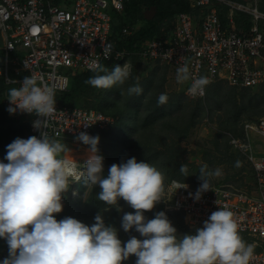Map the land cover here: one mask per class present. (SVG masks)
<instances>
[{
    "label": "built area",
    "instance_id": "built-area-1",
    "mask_svg": "<svg viewBox=\"0 0 264 264\" xmlns=\"http://www.w3.org/2000/svg\"><path fill=\"white\" fill-rule=\"evenodd\" d=\"M126 0H0V46L2 62L0 77L8 86L20 87L24 77L34 74L39 85H55V96L67 91L71 75L90 71L88 63L96 59L101 65L125 63L133 55L142 61H159L176 70L187 63L192 77H206L203 94L190 97H205L207 86L223 82L237 89L254 88L264 83V5L261 0H190L198 12L181 11L161 25L160 33L136 43V50L117 48L112 33L113 12L122 13ZM219 5L226 7L223 18ZM111 8V11L108 9ZM248 15L241 25L237 14ZM248 22V25H247ZM132 34L129 27L122 29L121 36ZM103 46L110 49L107 56ZM28 66H27V65ZM8 90L4 94L6 109L10 101ZM8 113L12 119L26 121L32 135H40L33 121L44 119L35 113L17 111ZM114 121L96 107L59 106L47 123L48 135L65 143L71 152L88 150L89 146L76 139L83 131L93 135L96 128L107 129ZM242 137L231 136L230 143L246 155L254 169L251 190L230 184L212 185V189L195 200L194 193L199 185L186 184L170 199L157 203L166 211L179 212L186 224L192 228L203 226L211 212L224 207L234 213L240 234L251 238L249 244L261 246L253 250L249 264H264V116L246 120L242 125ZM82 168L87 160L68 154ZM5 154L0 153V160ZM5 162H7L5 160ZM83 181V179L81 180ZM79 181V182H81ZM78 182L70 184L62 193L65 207L69 199L85 197L84 188ZM84 200V198L82 199ZM63 207V210H64ZM62 210V211H63ZM61 211V212H62ZM60 212V213H61ZM59 214V213H55ZM8 251L0 242V259Z\"/></svg>",
    "mask_w": 264,
    "mask_h": 264
},
{
    "label": "clouds",
    "instance_id": "clouds-1",
    "mask_svg": "<svg viewBox=\"0 0 264 264\" xmlns=\"http://www.w3.org/2000/svg\"><path fill=\"white\" fill-rule=\"evenodd\" d=\"M109 51L103 46L105 56ZM88 68L97 74L86 83L96 88L123 85L130 75L127 61L109 71L92 59ZM189 79L188 94H203L207 78L192 77L187 63L178 66L176 80L182 83ZM142 91L138 83L127 88L129 95ZM55 94L54 84L39 85L34 74L24 77L20 87L8 89L9 113L19 110L44 119L33 121L39 136L16 137L0 160V238L6 239L9 253L0 264H122L133 254L135 264H249L254 246L243 241L234 213L227 208L219 207L202 227L183 235L177 234L164 211L146 218L144 210L187 187L176 180L166 186L163 173L154 164L131 157L113 163L105 175L99 135L81 131L76 139L89 146V155L83 167H78L65 155L68 146L44 130L56 112ZM167 99L166 93H160L157 102L163 104ZM179 171L190 175L186 164H181ZM220 175L219 168L202 165V182L189 195L200 200L212 189V178ZM82 179L88 186L99 185L98 199L107 205H117L121 198L127 201L136 211L123 214L121 227L125 231L134 228L143 239L132 235L122 242L118 230L106 225L100 213L90 226L72 216L58 220L54 214L63 210L62 193Z\"/></svg>",
    "mask_w": 264,
    "mask_h": 264
},
{
    "label": "trees",
    "instance_id": "trees-1",
    "mask_svg": "<svg viewBox=\"0 0 264 264\" xmlns=\"http://www.w3.org/2000/svg\"><path fill=\"white\" fill-rule=\"evenodd\" d=\"M153 5L157 6L156 16L152 19H146L144 15L145 10ZM219 10L224 18L226 7L219 5ZM181 11L195 13L198 12V9L191 6L190 0H126L123 12L113 13L112 33L113 37L117 40V48H127L130 51H135V45L138 41L157 36L160 33L161 25L164 22L169 21L176 13ZM236 18L238 24L241 25L244 21L248 20V15L239 13ZM140 21L143 22L142 25L138 29L133 30L132 34L125 37L121 36L124 27L132 29ZM131 58L135 62H138V65L141 63V59L138 56L133 55ZM117 64L122 66L124 63L120 62ZM114 65L106 63L104 64V68L110 71ZM135 73L136 72L132 73V76H134ZM96 74L97 73L91 70L72 74L69 89L60 92L55 96L56 104L59 106H76L80 105V103L87 100L89 97L96 96L95 93L98 88L86 83L89 77ZM154 80V76L151 75L142 81H137L135 84L138 83L143 89L139 95H129L127 90H125L120 84L107 88L106 94L108 93L109 96H104L99 105L96 106V108L114 118L113 123L107 129L96 128L93 131L94 136L99 135L100 137L98 147L99 154L104 158L105 175L107 174L108 168L113 163L119 164L128 158L135 157L138 161H145L154 164L163 173V176L167 175L166 179H168V182L171 179L182 177L181 173L176 172L179 168V166H177L178 150H173V146L178 143L184 134L188 133V130L192 126L199 122L205 107L208 108L207 110H212L215 104L219 101V98H224L226 102L228 101L231 105L237 106L238 90H241L240 93L244 98L241 106L242 109H250V107L253 106L256 107L261 101H264V83L261 84V92L258 95L254 94L251 96L249 94L247 99L244 97V91L249 88L237 90L236 87L230 85L222 87L218 86L217 82L209 83L205 97L198 100L197 106L190 114V120L188 119L179 125L171 122L170 127L174 129L177 140H174L175 142L172 147L169 148L167 146L169 149L164 151L159 149V146L166 142L165 140L167 137H163V135L156 130V123L159 119H164L168 115H172L177 109L182 108L184 93L166 92L164 90L166 73L161 76V79L157 83ZM0 82L1 97L2 92L7 90L6 86L8 85L5 84L3 79H0ZM160 93L167 94L168 99L166 103L160 104L157 102ZM82 106L95 107L94 104H88L87 102ZM4 107L5 109L3 106L0 107V153L6 154V146L16 137H23V132L25 129L29 130L30 126L26 122L19 124L20 121L9 117L6 106L4 105ZM238 120L239 118L235 116L231 121H227L225 126H235ZM12 131H14L16 135H8V133ZM5 133L7 136H5ZM3 135L5 137H3ZM100 190L99 185H94L88 200H85L86 202L69 199L65 206V211L62 213L63 215L60 213V215H54L58 220L66 216H72L90 226L95 223L92 221L94 215L98 214L101 209L112 207L113 211L110 210L103 216L104 221L106 225L114 226L118 230L119 238L122 239L123 228L121 227L120 222L122 221L123 214L125 212H135L136 210L131 206H125L126 204L124 203H127V201L124 199H121V203L124 205V208L122 207L121 209L115 205L105 204V202L98 199L97 194ZM160 206L161 211L166 212L168 217L181 216V219L183 220L184 216L181 213L166 211L163 209L162 205ZM151 210H144L146 217L147 213ZM172 223L175 227H179V229L185 233L188 232L187 226L184 227L182 222ZM131 233L132 235H136L138 238L143 239L134 228L131 230ZM242 235V239L246 244L251 242L249 236ZM0 242L8 251L6 239L0 238ZM253 246V250H260L262 248L257 245ZM135 259L136 256L133 254L130 258L125 260V262L123 261V264H135Z\"/></svg>",
    "mask_w": 264,
    "mask_h": 264
},
{
    "label": "rangeland",
    "instance_id": "rangeland-1",
    "mask_svg": "<svg viewBox=\"0 0 264 264\" xmlns=\"http://www.w3.org/2000/svg\"><path fill=\"white\" fill-rule=\"evenodd\" d=\"M261 4L264 5V0H261ZM111 11V8L108 9ZM112 12V11H111ZM114 13V12H113ZM156 16V15H155ZM154 16V17H155ZM153 17V18H154ZM142 21H140L138 24L135 25L134 28H129L131 33H133V30L138 29L142 25ZM3 44V38L0 33V46ZM141 63L135 62L132 58H130L127 61L128 69H129V78L128 80L121 85L122 87L127 90V88L130 85H134L137 81H142L146 77L154 76V81L157 83L161 76L166 73V80L164 83V90L166 92H176V93H184L183 96V105L182 108L177 109L173 112L172 115H168L166 118H161L156 123V130L160 132L161 135L166 136V142L163 143V145L159 146V149L167 151L172 145L174 144V140H177V137L175 136L174 129L170 127L171 122L176 123L177 125L183 123L186 120H190V114L192 113L193 109L197 106L199 97H190L185 94V87H186V81L185 82H178L176 80V70L171 69L167 67L164 63L159 61H142ZM0 62H2V55L0 52ZM138 68V69H137ZM134 76H132V73H134ZM2 79V77H0ZM216 83V82H215ZM218 86L226 87L228 84L223 82H217ZM1 84V82H0ZM15 87L12 86H6V89H10ZM260 86L249 88L244 91V97L247 99L249 94L252 96L254 94L258 95L261 90ZM5 90V89H4ZM238 90V89H237ZM241 90H238L237 94V106L231 105V103H228L224 100V98L220 99L215 104L212 110H207L208 108L205 107L204 111L202 112V117L200 118L199 122L192 126L187 134H184L180 140L178 141L175 146H173V150L177 149L178 151V157H177V166H179L178 170L176 172H179L181 164H186L188 166V172L190 175L184 176L181 173L182 177L175 178L178 180H182L184 182L190 183L192 185H200L202 182L199 178V170L202 165H207L209 169H215L219 168L221 170V175L218 177H213L211 181L212 185H219V184H230L237 188H241L244 190H251L252 184L254 182V171L252 169L251 163L248 161L245 154H243L238 148L234 147L232 143H230L231 136H235L237 138L242 137V125L246 120H256L260 117L264 116V101H261V103L258 106L250 107V109H242L241 106L243 104L244 98L242 94L240 93ZM6 90L2 92L0 97V107H4V94ZM96 96L89 97L87 100H84L80 105H84L86 102L88 104H94L95 107L99 105L102 98L104 96H109V94H106V89L98 88L96 90ZM221 100V101H220ZM237 116L239 120L236 122L235 126L227 127L225 126L227 121H231L233 117ZM199 118V117H198ZM19 121V120H18ZM26 121H20L19 124H22ZM18 123V122H17ZM27 123V122H26ZM14 131L8 133V135L13 136ZM18 134V133H17ZM23 138L29 137L31 134V130H26L23 132ZM5 136L7 134L5 133ZM3 135V137H5ZM257 143H262L264 146V141H261L257 139ZM169 148H168V147ZM179 147V148H177ZM69 149V148H68ZM69 149L65 155L72 154L73 156L80 157V163L83 162V159L85 158V155H89L88 150H76L74 152H71ZM176 153V152H174ZM264 156V152L262 155ZM167 175H164V184L166 185L168 183V179H166ZM77 187L79 189L84 188V195L85 197H81L84 200L80 199H74L77 201H83L86 202L89 198V195L91 194V191L93 189L94 185H86L84 181L78 182ZM71 186L68 188L67 194H70ZM123 199V198H121ZM121 199H119L118 204L115 206H118L120 209L124 206L121 203ZM86 200V201H85ZM125 206H130V204L125 202ZM66 206V205H65ZM124 208V207H123ZM164 209V208H163ZM110 210L113 211L112 207H108L106 209H101L99 212L103 216L108 213ZM165 210V209H164ZM64 210L60 213H64ZM161 211L160 204L156 203L155 207L147 213L146 218L154 217L157 212ZM58 214V215H60ZM63 215V214H62ZM97 215V214H96ZM93 216V222H96ZM171 222H177L183 224L184 227L187 226L188 232L187 233H193L195 232V229L190 228L184 218L183 220L180 217H169ZM91 221V220H90ZM121 223V222H120ZM177 234L183 235L185 234L184 231L180 230L179 227H176ZM123 237L121 239L122 242L127 241L131 236V230L125 231L122 230ZM241 237L243 236L240 234ZM136 236V235H135ZM138 237V236H137ZM249 244V243H248ZM136 260V259H135ZM125 262V261H124ZM123 264V262H122Z\"/></svg>",
    "mask_w": 264,
    "mask_h": 264
},
{
    "label": "water",
    "instance_id": "water-1",
    "mask_svg": "<svg viewBox=\"0 0 264 264\" xmlns=\"http://www.w3.org/2000/svg\"><path fill=\"white\" fill-rule=\"evenodd\" d=\"M157 13V6L153 5L150 8L145 10V18L146 19H152Z\"/></svg>",
    "mask_w": 264,
    "mask_h": 264
}]
</instances>
